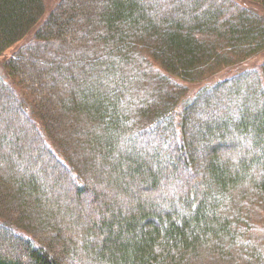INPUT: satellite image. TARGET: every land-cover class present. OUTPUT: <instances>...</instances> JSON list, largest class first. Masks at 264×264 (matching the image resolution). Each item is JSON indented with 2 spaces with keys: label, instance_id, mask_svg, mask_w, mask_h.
<instances>
[{
  "label": "trees",
  "instance_id": "1",
  "mask_svg": "<svg viewBox=\"0 0 264 264\" xmlns=\"http://www.w3.org/2000/svg\"><path fill=\"white\" fill-rule=\"evenodd\" d=\"M244 1L0 0V264H264Z\"/></svg>",
  "mask_w": 264,
  "mask_h": 264
},
{
  "label": "rangeland",
  "instance_id": "2",
  "mask_svg": "<svg viewBox=\"0 0 264 264\" xmlns=\"http://www.w3.org/2000/svg\"><path fill=\"white\" fill-rule=\"evenodd\" d=\"M237 1H239V2H241L242 4H244L245 3V1L244 0H237ZM247 5V4H246ZM253 8L254 9H256L260 14H262L263 16H264V8H262L261 6H259V5H257V4H254L253 5ZM17 44H15V46H16ZM11 50H12V48L10 47V48H8L4 53H3V55L4 56H7L10 52H11ZM0 58H2L1 56H0ZM254 60H255V57H254ZM253 60V61H254ZM37 146H34V148H36ZM38 148V147H37ZM55 172V171H54Z\"/></svg>",
  "mask_w": 264,
  "mask_h": 264
}]
</instances>
